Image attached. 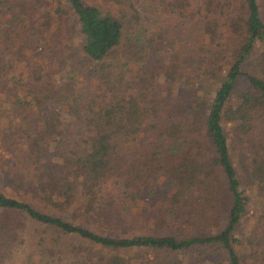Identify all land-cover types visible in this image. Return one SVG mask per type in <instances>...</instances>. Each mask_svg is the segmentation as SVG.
Masks as SVG:
<instances>
[{"label": "trees", "instance_id": "16d2710c", "mask_svg": "<svg viewBox=\"0 0 264 264\" xmlns=\"http://www.w3.org/2000/svg\"><path fill=\"white\" fill-rule=\"evenodd\" d=\"M11 1L0 0V11L9 16ZM52 1L58 19L75 17L86 76L103 81L106 60L120 51L121 40L140 19L137 10L128 0ZM160 1L198 32L201 42L190 49L186 64L194 65L193 75L184 65H167L150 55L137 83L145 89L162 75L164 84L176 86L180 92L171 110L184 121H156L135 98L117 93L44 90L36 102L43 99L50 109L37 112L29 106L2 138L16 135L21 145L8 166V186L28 192L42 207L0 189V264L54 259L59 264H264V244L257 236L264 229V0ZM6 23L17 32L19 21ZM138 44L128 47L145 54L146 44ZM249 60L251 71L243 68ZM197 70L215 77L211 94L203 91ZM7 76L0 62V84ZM149 130L165 142L184 136L178 149L169 150L162 200L172 220L185 221L186 232L169 231L158 213L151 232L135 233L110 213L113 183L153 173V160L121 153ZM19 173L21 178L10 176ZM67 209L76 221L52 212ZM246 223L252 224L244 229Z\"/></svg>", "mask_w": 264, "mask_h": 264}, {"label": "rangeland", "instance_id": "374dc122", "mask_svg": "<svg viewBox=\"0 0 264 264\" xmlns=\"http://www.w3.org/2000/svg\"><path fill=\"white\" fill-rule=\"evenodd\" d=\"M128 1L137 10L140 19L136 27L127 34L129 40H126L127 38L121 40L120 51L112 59L106 60L108 68L105 69L103 81L86 76L88 70L83 66L86 60L81 51L82 36L75 17L62 15V18L58 19L54 13L56 5L54 1L12 0L13 13L10 16L4 12L6 11L4 8L1 9L0 62L8 73V81L0 84V189L6 194H12L14 198L25 200L37 208L42 207V204L28 192L18 190L17 186L14 188L8 186V166L15 161L14 157H17L21 145L20 140H15L16 135L5 137V142L2 138L9 132V125L17 123L29 106H31L29 110L37 112H45L48 107L50 109L51 105L46 104L45 100L36 102L44 90L53 92L68 88L67 94H83V96H88L91 91L102 90L108 95L117 93V96L135 98L151 110L152 118L156 121L166 122L171 119L184 121L185 116L171 110V104L174 105L178 100L175 97L176 92H180L176 86L164 84L161 75L154 76V80L148 81L150 87L142 89L137 83V76L141 74V64L146 59H151L150 55L167 65L172 62L176 63V66L184 65V71L192 76L191 69L194 65L186 64L190 61L188 54L190 49H196L201 42L198 32L191 21L177 17L171 8L160 0ZM263 5L261 1V11ZM6 21H19L17 32L11 31ZM22 25H25V28H22ZM137 33L139 37H135ZM13 37L17 38L14 43ZM138 43L146 44L145 54L133 52L135 50H130L131 48L128 47L132 45L137 48ZM232 45L233 43L230 44L229 41V50L232 49ZM226 52L224 53L228 57ZM138 55L143 56L139 62L135 60ZM219 56L218 60H223ZM220 65L225 66L222 61ZM243 68L248 71L253 70L250 60L243 65ZM38 74L40 79L37 77ZM198 78L202 80L203 91L211 94V86L216 85L215 77L205 78L202 71L197 70ZM152 97L155 98L154 102L150 100ZM229 127V123L226 122L224 131L228 138L232 135ZM183 139V135H178L174 142H165L157 139L154 130L142 131L136 141L129 143L125 149L122 148L121 153L127 158L141 156L142 159L147 157L149 158L147 160H153L149 164L150 172H153L149 177L145 173L141 180L132 177L121 179L117 181L118 183H113L115 190H108L112 202L110 213L135 233L148 230L151 232L153 219L158 213L163 214L162 216L170 224L169 231L174 233L180 232L178 230L187 231L188 225L185 221L172 220V216L165 212L166 205L162 200L167 184L164 169L172 153L169 154V150L178 149V144ZM20 175L22 173L10 176L20 177ZM119 184H122L120 188H118ZM252 207L251 202L247 207V216L252 211ZM52 212L67 220H77L76 217H72V209ZM250 224L252 223H246L244 229ZM257 236H262L261 243L264 244V229L260 230ZM63 252L65 253L64 250ZM51 264H59V261L54 259Z\"/></svg>", "mask_w": 264, "mask_h": 264}]
</instances>
